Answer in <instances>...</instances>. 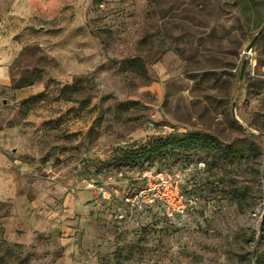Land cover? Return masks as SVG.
Wrapping results in <instances>:
<instances>
[{"label":"rangeland","instance_id":"obj_1","mask_svg":"<svg viewBox=\"0 0 264 264\" xmlns=\"http://www.w3.org/2000/svg\"><path fill=\"white\" fill-rule=\"evenodd\" d=\"M263 23L264 0H0V264H264ZM187 133L214 141L119 162ZM164 171L190 204L115 217ZM82 190L97 210L66 253L45 223Z\"/></svg>","mask_w":264,"mask_h":264},{"label":"built area","instance_id":"obj_2","mask_svg":"<svg viewBox=\"0 0 264 264\" xmlns=\"http://www.w3.org/2000/svg\"><path fill=\"white\" fill-rule=\"evenodd\" d=\"M150 125H153L152 122L149 123ZM88 153H82L80 157V160L88 159L89 158ZM82 161L80 163H82ZM144 175H148V171L143 172ZM113 175H108L105 182L109 183L111 180H114ZM169 176L168 174L164 172H158L156 174V179L153 182V185L150 187L149 182L146 183L145 187L142 185L139 188L132 189V191H124L123 192V204L117 206V212L115 217L117 219H130L131 215L135 213L136 211H143L146 208L150 206H155V214L159 218L164 219H170L171 217H174L178 212H181L183 209V206L186 204L187 200L183 199L180 195L178 202L180 201L179 205L177 207H172V203L169 200V198L166 195L165 189L169 186ZM80 184L82 185L83 189H92L96 190V192H101L105 194L104 190L101 186H97L95 184V180L91 177H87L86 175L79 178ZM116 190V189H115ZM150 192V193H148ZM175 196L177 197V194L175 193ZM103 198L107 199V201H111L109 196H103ZM180 198L182 200H180Z\"/></svg>","mask_w":264,"mask_h":264},{"label":"trees","instance_id":"obj_3","mask_svg":"<svg viewBox=\"0 0 264 264\" xmlns=\"http://www.w3.org/2000/svg\"><path fill=\"white\" fill-rule=\"evenodd\" d=\"M128 63L131 66H139V68H142V64L140 62V59L138 57H132L128 60ZM75 88V85H63L60 90L59 94L60 96H65V93L67 91H71ZM39 95H33L34 100H37V97ZM65 98V97H64ZM47 123L50 122V127H55L58 123L56 120H48ZM214 140L209 138V140H206L204 137H198L196 134L193 133H187L182 135L181 137H169V136H163L158 137L155 139H149L147 142H145L143 145L136 147L133 151H130L126 149L127 147H124L122 153L120 154L119 162L120 163H130L131 161H135L136 158L141 156H151L153 154H156L160 152L161 150L167 149L174 155H178L182 152V150H186L190 147H198L201 149L208 148L209 145ZM86 161V160H83ZM82 161V163H83ZM84 165V164H83Z\"/></svg>","mask_w":264,"mask_h":264},{"label":"crops","instance_id":"obj_4","mask_svg":"<svg viewBox=\"0 0 264 264\" xmlns=\"http://www.w3.org/2000/svg\"><path fill=\"white\" fill-rule=\"evenodd\" d=\"M4 85H9V83H6L5 81H0ZM66 156L68 155L67 153H60V156ZM82 171H85V167L82 168ZM61 186V185H60ZM60 186H55L57 188V191H62V187ZM82 198L83 201H82ZM89 199L90 203L84 204L85 199ZM95 201L91 202V194L89 191H84L82 190L81 193L78 192V196L75 201H72L70 205L68 206V212H72V214L75 213H81V216H75L78 219H68V218H54L52 220H48L47 223H45V231L44 234L47 236H50L51 238H56L60 244L61 247L64 248L66 253H69L71 251H74V246H73V240L76 239V235H78V229H83V231L86 229L88 226L87 221H90L92 217H87L85 213H87L90 209L95 212L97 210V206ZM45 209H43L44 211ZM47 212V211H46ZM48 212H51V208H48ZM37 217V216H36ZM34 217V218H36ZM43 217V216H42ZM41 220L42 218L39 217ZM40 222V221H39ZM39 222H37V229H42L39 225ZM32 223V222H31ZM30 223V224H31ZM75 223H77V227H74Z\"/></svg>","mask_w":264,"mask_h":264},{"label":"water","instance_id":"obj_5","mask_svg":"<svg viewBox=\"0 0 264 264\" xmlns=\"http://www.w3.org/2000/svg\"><path fill=\"white\" fill-rule=\"evenodd\" d=\"M264 30V23L259 27V29L256 31V33L253 35V37L248 41V44L246 46V53H248L254 43V41L256 40L257 36ZM244 61L245 59H243L242 64H241V68H240V73H239V78L241 77V73H242V69L244 66Z\"/></svg>","mask_w":264,"mask_h":264}]
</instances>
